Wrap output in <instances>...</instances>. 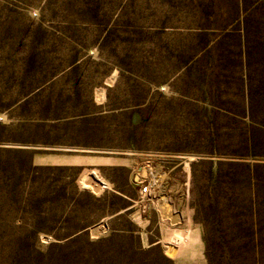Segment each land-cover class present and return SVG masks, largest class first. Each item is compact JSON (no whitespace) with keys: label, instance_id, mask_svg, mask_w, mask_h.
I'll list each match as a JSON object with an SVG mask.
<instances>
[{"label":"rangeland","instance_id":"rangeland-1","mask_svg":"<svg viewBox=\"0 0 264 264\" xmlns=\"http://www.w3.org/2000/svg\"><path fill=\"white\" fill-rule=\"evenodd\" d=\"M0 264H264V0H0Z\"/></svg>","mask_w":264,"mask_h":264},{"label":"built area","instance_id":"built-area-1","mask_svg":"<svg viewBox=\"0 0 264 264\" xmlns=\"http://www.w3.org/2000/svg\"><path fill=\"white\" fill-rule=\"evenodd\" d=\"M155 181L154 178L147 175V177L136 182V185L138 186V195L140 198L145 199L147 197H151V195L155 193L157 189L155 186Z\"/></svg>","mask_w":264,"mask_h":264},{"label":"bare ground","instance_id":"bare-ground-1","mask_svg":"<svg viewBox=\"0 0 264 264\" xmlns=\"http://www.w3.org/2000/svg\"><path fill=\"white\" fill-rule=\"evenodd\" d=\"M156 174H157V172H153V173H152V171H150V172L147 173V174H140V175H139V179H138V178H137V179H138V180H141V179L147 177V175H148V176H152V177L154 178V181L156 180V181H155V182H156L155 186H158V185L160 184L159 182H160V180H161V179H160L161 177H159V176H155ZM165 224H166V223H165Z\"/></svg>","mask_w":264,"mask_h":264}]
</instances>
